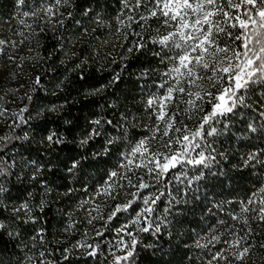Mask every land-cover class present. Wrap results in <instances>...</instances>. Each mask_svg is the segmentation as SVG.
<instances>
[{
    "label": "trees",
    "instance_id": "obj_1",
    "mask_svg": "<svg viewBox=\"0 0 264 264\" xmlns=\"http://www.w3.org/2000/svg\"><path fill=\"white\" fill-rule=\"evenodd\" d=\"M152 8L153 0H142L139 9L126 8L125 0H0V264H114L113 254L124 255L131 243L126 232H117L124 225L138 240L132 264H209L217 250L229 254L225 241L234 235L246 236L243 243L250 245L246 264H264V222L252 211L232 219L264 187V164L244 163L252 153L264 160L259 86L248 93L249 107L214 124L219 134L206 138L207 167H178L163 178L168 182L158 187L164 195L148 218L152 231L132 226L131 209L105 227L111 211L136 190L110 173L136 183L144 170L121 167L125 155L141 139L157 151L168 140L160 139L158 105H147L166 94L161 85L171 67L156 55L160 49L152 41L164 28L160 18L149 15ZM138 41L144 45L139 50ZM174 97L165 103L166 119L172 116L175 127L195 130L209 105L204 102V111H198L185 103L186 94ZM25 107L23 116L31 119L21 124ZM158 123L161 133L155 132ZM93 130L98 134L81 145ZM52 132L64 143L49 145L46 136ZM109 140L115 142L105 154ZM73 160L79 164L70 172ZM23 204L30 211L17 212ZM145 223L142 219L140 226ZM212 235L219 241H211ZM83 244L99 245L97 255L88 256L91 249Z\"/></svg>",
    "mask_w": 264,
    "mask_h": 264
},
{
    "label": "snow or ice",
    "instance_id": "obj_2",
    "mask_svg": "<svg viewBox=\"0 0 264 264\" xmlns=\"http://www.w3.org/2000/svg\"><path fill=\"white\" fill-rule=\"evenodd\" d=\"M57 3H60V0H57ZM141 6L142 0H135L134 5H129L128 0H125L126 8L139 9ZM51 11L52 9L49 8L48 12ZM24 15L27 16L29 13ZM149 15L162 20L164 31L158 32L152 42L159 46L160 50L156 55L160 56L161 62L163 63L167 58L171 67L164 73L167 79L161 85L162 88L166 87V94L148 99L147 105L149 107L158 105L157 120L163 123V130L161 133V125L158 123L155 132L161 133L160 139L168 137V140L164 141L163 150L157 151L150 148L147 140L141 139L125 155V163L121 167L127 171H132L133 167L144 170V175L136 177V183H133L131 177L116 171L110 173L111 177L120 176L121 179H127L129 186L136 190L129 194L132 199L123 205H117L105 221L107 227V223L117 218L119 213L131 209L135 214L131 219L132 226H135L138 232L144 233L152 231L154 222L148 218L156 211L155 206L164 195L158 187L161 183L168 182L163 178L178 167L187 165L207 167L206 161H209L210 157L206 156L204 151L208 147L205 143L206 138L219 134L214 124L219 122L221 117L226 118L241 108L249 107L248 93L254 90L255 86L264 88V0H153V8ZM128 19L132 20V17L129 16ZM142 47L144 45L139 41L134 45L137 50ZM132 50L129 48L130 52ZM36 83H40L39 79ZM193 88L197 90L193 91ZM176 92L186 94L188 99L185 103L197 108L198 111H204V102L209 105V110L200 117L195 130L175 127L172 116L166 119L165 103L174 100ZM28 99L31 97L29 96ZM197 101H200V104H197ZM26 110V107L21 109L19 116L21 124H27L31 119V116L27 118L23 116ZM93 123L99 125L100 121L96 120ZM16 126L19 127V124ZM251 130L256 131L255 128ZM170 131L179 135L173 138L170 136ZM97 134L98 130L89 132L81 140V145L87 144ZM23 138L26 139L27 135ZM46 140L53 147L64 143L56 132L48 134ZM114 142V140L108 141L105 154ZM136 157L140 160L138 164L134 163ZM253 161L264 164V160H258L255 153L249 154L244 163L249 165ZM78 164L79 161L73 160L69 171L75 169ZM196 179L200 177L197 176ZM0 191L3 189L0 188ZM105 193L111 195L107 189ZM136 201H142V207L140 205L133 207ZM256 203L259 204L258 208L249 207ZM21 210L30 211L27 204L21 205L16 211ZM250 211L255 212L258 219L264 222V187L254 192L242 204L240 214L233 215L232 219L240 220L243 213ZM142 219L146 221L144 226H140ZM243 222L248 224L247 218H244ZM3 227L4 225H0V228ZM117 232H126L131 237V243L126 245L124 255L113 254L114 264H124V262L132 264L134 249L138 243L137 237L128 230V225L121 226ZM159 232L160 227L156 225L155 233ZM97 235L101 236L102 233L97 231ZM245 239L244 235H234L231 242L225 241L231 249L229 254L225 255L217 250L209 264L221 260L225 261V264H237V262L246 264L250 245L243 243ZM211 241H219V237L212 235ZM81 247L91 249L87 252L91 257L97 255L99 245L93 248L91 245L83 244ZM197 247H206V245L197 242Z\"/></svg>",
    "mask_w": 264,
    "mask_h": 264
}]
</instances>
